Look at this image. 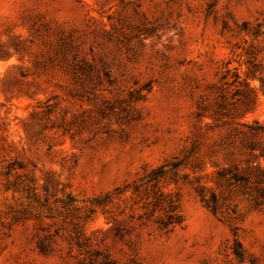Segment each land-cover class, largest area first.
<instances>
[{"label":"rangeland","instance_id":"374dc122","mask_svg":"<svg viewBox=\"0 0 264 264\" xmlns=\"http://www.w3.org/2000/svg\"><path fill=\"white\" fill-rule=\"evenodd\" d=\"M260 79L264 0H0V264H264V207L216 175L264 167ZM164 164L169 233L130 194Z\"/></svg>","mask_w":264,"mask_h":264},{"label":"trees","instance_id":"16d2710c","mask_svg":"<svg viewBox=\"0 0 264 264\" xmlns=\"http://www.w3.org/2000/svg\"><path fill=\"white\" fill-rule=\"evenodd\" d=\"M224 73H226L224 71ZM226 74L222 75L224 79ZM261 90L264 89V81L260 79ZM179 164L172 166V169H167L166 165H160L157 168L151 169L145 173L139 180L134 181L131 197L147 193L148 198L141 206L142 214L139 216L148 221H151L158 230L169 233L176 227L181 226L183 217L179 209L178 198L171 191H165L163 182L169 172H174L177 175ZM253 178L247 175H239L230 169H224L216 172L217 177L223 179L227 186H236L255 207H264V167H255ZM167 182L166 185H169ZM130 187L127 185L122 190L116 192L117 197L122 195ZM197 193L202 205L213 213H216L219 207V197L216 192L198 181ZM107 201L99 202L100 205L108 203L112 197L106 194ZM104 264H113L110 261H105Z\"/></svg>","mask_w":264,"mask_h":264}]
</instances>
